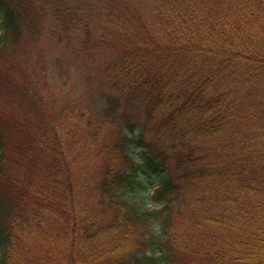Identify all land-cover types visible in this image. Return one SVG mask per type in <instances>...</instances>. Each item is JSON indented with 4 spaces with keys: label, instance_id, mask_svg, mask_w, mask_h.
<instances>
[{
    "label": "trees",
    "instance_id": "obj_1",
    "mask_svg": "<svg viewBox=\"0 0 264 264\" xmlns=\"http://www.w3.org/2000/svg\"><path fill=\"white\" fill-rule=\"evenodd\" d=\"M109 2L112 37L75 49L114 86L107 119L46 68L0 72V264H264V0ZM21 7L0 0V60Z\"/></svg>",
    "mask_w": 264,
    "mask_h": 264
},
{
    "label": "rangeland",
    "instance_id": "obj_2",
    "mask_svg": "<svg viewBox=\"0 0 264 264\" xmlns=\"http://www.w3.org/2000/svg\"><path fill=\"white\" fill-rule=\"evenodd\" d=\"M113 2L115 8L121 9ZM16 3L21 4L22 9L28 6L22 10L20 34L15 40L7 42L2 50L1 55L8 58L0 60L5 63L3 66L0 64V72L8 70L19 80L23 78L22 68L34 75L46 68L50 84L57 89L55 99L61 93L76 101L81 109L89 108L90 114L95 115L97 120L107 119L117 103L114 86L98 74L101 71L97 65L93 68L91 65L94 64L80 58L75 49L82 37L88 38L89 32V37L97 33L96 38L104 37L106 41L112 37L108 33L100 34L111 32L110 25L114 24L110 16L114 8L109 5V0H16ZM93 7L95 13H89L87 9ZM97 23L100 30H97ZM108 58V52H104L98 60L104 62ZM14 97L0 78L1 116L5 114V108L6 114H15V106L10 102ZM54 106L53 111L49 107V112L54 113L56 132L61 134L65 123L72 125L74 119H65L61 115V106ZM161 179V176L142 174L141 184L153 192L159 187Z\"/></svg>",
    "mask_w": 264,
    "mask_h": 264
}]
</instances>
